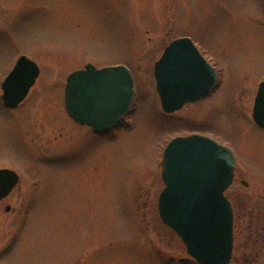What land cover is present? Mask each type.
<instances>
[{"label":"rangeland","instance_id":"1","mask_svg":"<svg viewBox=\"0 0 264 264\" xmlns=\"http://www.w3.org/2000/svg\"><path fill=\"white\" fill-rule=\"evenodd\" d=\"M183 36L219 80L206 99L164 114L153 66ZM21 55L40 72L15 108L0 90V167L22 176L8 202L25 213L12 223L0 204V264H197L158 214L162 153L171 138L202 132L242 141L240 161L264 168V138L243 116L264 78V0H0V81ZM86 63L125 65L136 84L111 136L65 113V78ZM241 225L233 256L264 264L262 229Z\"/></svg>","mask_w":264,"mask_h":264},{"label":"water","instance_id":"2","mask_svg":"<svg viewBox=\"0 0 264 264\" xmlns=\"http://www.w3.org/2000/svg\"><path fill=\"white\" fill-rule=\"evenodd\" d=\"M39 68L21 55L1 83L3 103L15 107L35 82ZM160 106L171 113L205 96L216 76L189 38L173 41L154 66ZM260 89L263 91L264 83ZM135 86L123 65L83 69L66 78L64 104L68 114L93 131L113 126L132 102ZM257 112V111H256ZM260 122L259 118H256ZM234 158L228 147L200 135L175 137L161 162L165 187L158 196L160 220L181 239L198 264H228L232 249V213L224 196ZM16 174L0 171V198L16 183Z\"/></svg>","mask_w":264,"mask_h":264},{"label":"flooded vegetation","instance_id":"3","mask_svg":"<svg viewBox=\"0 0 264 264\" xmlns=\"http://www.w3.org/2000/svg\"><path fill=\"white\" fill-rule=\"evenodd\" d=\"M198 46H197V49L200 52V54L217 71L216 65H214L209 59L206 58L205 54L203 53V51ZM263 81H264V78L257 81L256 88H255L254 93L251 97V102H250V106H249L250 108L248 110L249 113L247 112L248 115L246 116L243 114V110L241 107L239 109L242 112L243 116L245 117V120L249 121L250 125L257 132L262 134V135H260L261 136L260 138H264V91L260 92V89H259V85ZM213 90L214 89H212L204 98H201L198 101L193 102V103H197L200 100L206 99L208 96H210V94H212ZM236 98L237 97H235V100H236ZM190 104L191 103H186L183 107L190 105ZM237 105H238V103H237ZM238 108H239V105H238ZM7 109H9V108H7ZM256 118L257 119L259 118L260 122H257ZM69 119L71 120V122L73 124H76L71 118H69ZM77 126H79L81 128H85V129L89 130L91 133L90 128H88L86 126H80V125H77ZM112 131H114V130H112ZM191 133L202 134V132H190L189 134H191ZM91 134L96 135V136H100V137H103L106 135L105 133H97V134L91 133ZM202 135H204V134H202ZM231 144L232 143L229 144V148L231 149V151L233 153L235 163H234V167H233L231 183L229 184V203L231 206L232 222H233V248H232L230 263L231 262L232 263L238 262L239 264H254L253 262L250 263L249 262L250 260H246V262L240 263L239 258H235L233 256V252L235 249L234 248V235H235L234 233L237 232V229H235V228L237 226V219L238 218H240V223L242 225H244V224L247 225L248 230H252V226L251 225L249 226V224L252 222H256L257 227L255 230L258 231V229L261 228L262 233H264V168L262 166V162H260V161H258L259 166H256L253 164H251L252 166H248V167L245 166L239 159V157H240L239 156V152H240L239 147H240V144H242V141L239 142V144L238 143L232 144V145ZM242 146L243 145H241V147ZM261 147H264V145H261ZM1 169H10V168L0 167V170ZM10 170L15 171L14 169H10ZM16 174L18 177L17 182L11 188L9 193L0 199V204L2 203V205H3V210L5 212H10L11 214L14 215V216H12V221H11L12 223H16L17 218H18V220L20 219V215L22 218H23V215H25L23 210H22V212H23L22 214H21V212L19 214H17L18 209H19L18 208L19 205L16 208V207H13L11 205L12 203L8 202V200L12 197L14 199L17 198V193L14 195L15 188L17 187V185L20 184V181L22 180V176L17 172H16ZM25 186L31 187V185L28 183ZM0 210H2L1 205H0ZM242 225H241V228H242ZM260 225H262V227ZM11 233H12V231H11ZM247 234L248 233L246 230L244 233V236Z\"/></svg>","mask_w":264,"mask_h":264},{"label":"bare ground","instance_id":"4","mask_svg":"<svg viewBox=\"0 0 264 264\" xmlns=\"http://www.w3.org/2000/svg\"><path fill=\"white\" fill-rule=\"evenodd\" d=\"M27 96V95H26Z\"/></svg>","mask_w":264,"mask_h":264}]
</instances>
